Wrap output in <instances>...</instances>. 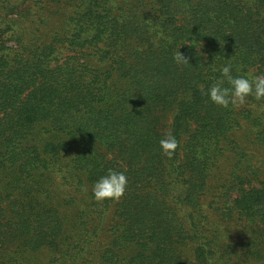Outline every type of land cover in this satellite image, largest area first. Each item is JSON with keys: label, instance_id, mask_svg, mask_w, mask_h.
<instances>
[{"label": "trees", "instance_id": "1", "mask_svg": "<svg viewBox=\"0 0 264 264\" xmlns=\"http://www.w3.org/2000/svg\"><path fill=\"white\" fill-rule=\"evenodd\" d=\"M228 63L264 74V0H0V264H264V100L200 90Z\"/></svg>", "mask_w": 264, "mask_h": 264}, {"label": "clouds", "instance_id": "2", "mask_svg": "<svg viewBox=\"0 0 264 264\" xmlns=\"http://www.w3.org/2000/svg\"><path fill=\"white\" fill-rule=\"evenodd\" d=\"M179 48L173 59L178 66L187 65L189 59L179 51ZM205 59L207 58L205 57ZM219 72L220 76L208 89L205 90L203 85L200 86L201 93L207 95L213 104L222 108H229V106L239 108L246 104L247 98L250 96L256 101L264 100V74L234 76L230 63L221 66ZM159 143L163 154L171 157L173 150L177 147L175 136L171 132H167ZM126 187L127 177L125 173L110 168L106 175L100 176L94 182L92 195L97 202H103L107 199L119 200L124 195Z\"/></svg>", "mask_w": 264, "mask_h": 264}]
</instances>
